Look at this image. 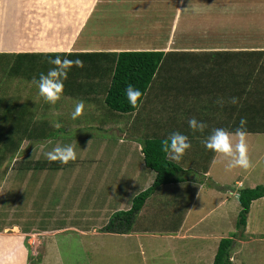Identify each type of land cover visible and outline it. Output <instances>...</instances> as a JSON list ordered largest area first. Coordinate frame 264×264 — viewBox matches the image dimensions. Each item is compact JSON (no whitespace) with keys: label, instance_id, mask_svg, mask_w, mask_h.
<instances>
[{"label":"trees","instance_id":"16d2710c","mask_svg":"<svg viewBox=\"0 0 264 264\" xmlns=\"http://www.w3.org/2000/svg\"><path fill=\"white\" fill-rule=\"evenodd\" d=\"M56 55L79 58L83 66L71 67L63 93L53 104L39 95L34 78L38 80L40 73L53 67L48 60ZM35 67L42 71L34 72ZM165 69L171 78L169 85L160 81ZM129 83L142 92L136 107L130 106L124 95ZM165 88L166 97H158ZM233 96L238 98L236 104L230 102ZM218 99L223 103H217ZM80 101L85 103V109L75 123H96L100 132L121 126L123 133L141 143L145 165L156 174L153 185L134 197L130 209L114 213L102 232L177 233L198 190L182 177L184 166L189 164V168L207 173L217 155L206 149L202 140L213 128L234 133L241 117L247 121L243 126L245 135L264 134V51L0 53V188L24 141L60 139L59 133H68L66 127H72L73 122H63L65 114L52 121L51 108H75ZM156 111L164 117H156ZM192 117L206 122L208 127L203 132L193 131L187 123ZM69 118L73 119L71 113ZM152 125H156L154 129ZM174 131L184 133L191 142L179 160L162 149V142ZM72 135L66 138L100 139V133ZM40 168L38 164L26 167ZM168 192L173 193L169 200L173 217L166 213ZM263 197L264 185L238 190V232L220 240L213 264H232L234 238L242 237L252 203ZM175 214H179L176 228ZM160 223L165 226L157 227Z\"/></svg>","mask_w":264,"mask_h":264},{"label":"rangeland","instance_id":"374dc122","mask_svg":"<svg viewBox=\"0 0 264 264\" xmlns=\"http://www.w3.org/2000/svg\"><path fill=\"white\" fill-rule=\"evenodd\" d=\"M255 7L258 9V5L255 4ZM162 9L170 12L169 6H163ZM102 12L105 19L101 25H106L108 35L116 33V31H111L114 28L112 22L115 19L121 17L120 21H128L124 8L115 5H102V11L97 10L93 21L100 19ZM107 33L105 32V34ZM224 37L222 38L224 41L222 50L228 48L227 41L225 42L227 37ZM238 37L237 40L240 43L237 44L238 49L233 52L264 47V34L256 37L243 35ZM107 40L103 36L97 40V43L102 44ZM41 71L35 67L34 72ZM86 108L90 109L91 107L86 105ZM70 113H72L71 109L64 108L58 115L51 116V120L56 121L59 119V115L65 114L67 118H63V122H73L72 127H66L68 133L60 132V139L24 141L11 163L7 180L0 188V233L2 234L0 236L9 238L11 242H16L13 244L15 250L7 248L6 252L11 250L14 252L13 255L18 254L16 245L23 239L22 241H25L29 250L28 264H209L208 254L200 256L199 259L192 255L191 248L196 245L197 240L173 241L163 238L165 236L126 239L119 235L101 236L102 233H105L102 232L103 227L109 223L112 217L108 218L110 213L107 211L110 209V207L107 208L108 204L112 203L110 190L115 188L116 192L119 186H124L123 189L130 190L136 197L141 193L138 192V188L145 187L144 189H147L153 185L151 183L155 180V172L146 167L139 169L137 161L127 163L125 157L122 160V149L125 151V148L118 143L125 137L122 136L123 128L121 126L106 128L107 132L105 130L100 132L99 125L96 123H75L76 119L69 118ZM62 130L60 129V131ZM95 133H100V139L87 137L84 140H72L66 138L73 136L72 134L85 136ZM236 138V142H238L239 137ZM244 139L251 166L247 169L238 166L228 168L226 165L230 157L223 155V164L215 163L211 175L212 180L219 178L226 183L224 186L237 190L240 189L239 181H242L245 187L250 188L264 185V134L245 135ZM91 143L93 150L90 149ZM103 143L110 144V148H100ZM69 144L77 153L75 161L62 164L58 160L51 161L46 157L45 154L54 147ZM194 148L195 146H192V150ZM113 154L117 155L116 165L118 168L116 171L119 174L111 171L109 182H105L102 194L98 195L101 192L99 188L104 182L106 168L109 165L108 160L113 159ZM97 156L104 157V160L94 163V158ZM136 159H138L137 156L134 157V160ZM188 161L191 160L188 159ZM35 164L41 168L38 170L26 169L27 166ZM122 168L123 171H121ZM246 174L249 176L246 177ZM114 176L118 177L113 182ZM215 184V182L205 181L204 186H201L197 204L193 213L189 215L190 223L202 215H206L210 210L219 209L222 196L213 193L212 189H215ZM93 186V194L96 196L91 194ZM133 189H136V192ZM168 193L170 195L165 201V204L167 203L166 213L168 217H173V206L169 202L173 193ZM179 195V193L175 194V196ZM125 198L128 197L125 196ZM112 208L114 205L111 206ZM221 212L227 213V219L218 214ZM237 220L234 205L230 208L224 204L217 212L208 214L206 220L197 226L202 231L213 227L214 229L209 231L219 235L224 233L223 238H229L231 234L237 233ZM169 222L171 221L167 223ZM247 222L248 228L247 230L245 228L246 233L244 231L242 235L246 238L241 236L234 238L232 264H264V198L254 201ZM5 227L7 229L4 230ZM53 228L60 229L51 231ZM80 232L85 234L81 235ZM248 233H253L255 237L258 236L259 240L243 243L244 239L249 240ZM158 235H165V233L160 232ZM40 239H43L46 244L38 245ZM213 245L214 241H205L200 244V248L209 252V248ZM3 246L5 245L3 244ZM45 250L48 256L46 261L43 258ZM6 252L2 254L5 255ZM3 255H0V259L5 257ZM43 259L44 262H42Z\"/></svg>","mask_w":264,"mask_h":264},{"label":"crops","instance_id":"0c3cea01","mask_svg":"<svg viewBox=\"0 0 264 264\" xmlns=\"http://www.w3.org/2000/svg\"><path fill=\"white\" fill-rule=\"evenodd\" d=\"M255 4L258 5V9H255ZM102 5H115L124 8L128 21H120L121 17L115 19L112 22L114 28L111 31H116V33L108 35L106 25H101V22L105 19L103 12L100 19L93 21L94 14L97 10L100 9L102 11ZM154 5L162 6H159L158 9V6ZM163 6H169L170 12L162 9ZM263 31L264 0H0V53H119L125 51L210 53L217 51H236L238 49L237 44L240 43L237 40L239 38L238 36L256 37L263 35ZM103 36L108 39L107 42L102 44L97 43V40ZM224 36L227 37L225 42L227 41L226 45L228 48L222 50L224 44L222 38H225ZM52 49H57V51H52ZM60 49H63V51H59ZM253 50L264 51V47L249 49V51ZM167 76L168 71L165 69L160 81L163 84L169 85V82H171L169 79L171 78ZM166 88L160 92L158 91V97H166L163 95ZM63 106L60 105V108L52 107L51 110L52 112L54 110V114L51 112L49 113L50 116L58 115L63 110ZM69 109L74 110L73 107H69ZM157 113L158 115L156 117H164L162 112ZM155 126L152 125L151 129H154ZM122 134L125 138L118 143L125 148V151L122 149V160L125 157L127 163L137 161V165L140 166L139 169L146 167L141 143L134 141L126 132ZM236 140V136H233L234 144ZM100 148L109 149L110 144L103 143ZM90 149L93 150L92 143ZM223 155L222 153H217L207 173H203V171L199 172L195 168H189V164L184 166L185 172L182 174V177H184L187 184H191L193 187L198 186V190L193 203L189 207L182 223H180V229L177 233H167L165 235H158V233H133L125 235L102 233L101 236L119 235L125 239L144 236H152L153 238L157 236L160 238L159 236H165L163 238H169L173 241L197 240L196 245L191 248L192 255H195L196 259H199L200 256H206L208 254L209 264H213L219 242L225 234L222 233L219 235L213 231H209L210 229H214L213 227L206 228L202 231L197 225L206 220L208 214L221 209V206L224 204L230 208L234 205L235 218L238 217L241 209L238 200V190L224 186L226 183L219 180V178L211 179L215 163L223 164ZM135 156L138 159L134 160ZM112 157L113 159L108 160L109 165L106 168L104 182L99 188L101 192L98 195L102 194V188H105V182H109L110 172L114 171L118 173L116 171L118 168V165H116L117 155L113 154ZM103 158L102 156H97L93 162H101L104 160ZM147 169L150 170L149 168ZM121 171H123V168ZM248 176L249 174H246V177ZM117 177H113V182ZM205 181L216 183L214 186L215 189H212V191L222 196L220 198L222 201L218 207L219 209L210 210L206 215H202L196 221L190 223L189 215L194 211L197 198L201 194V186H204ZM238 184L239 188L245 187L242 181H239ZM123 187L119 186L116 192L115 188L110 190L112 203L107 206V208L110 207L107 210L110 213L108 218L115 212L131 208L134 195L130 190L126 191ZM133 188H135L134 185ZM144 188H138V192L140 193L146 190ZM89 189L91 190L92 187ZM93 191L94 186L91 194L92 196H96L93 194ZM133 191L136 192V189H133ZM125 196L128 198L126 199ZM112 205H114V208L111 209ZM218 214L227 219V213L221 212ZM178 216L174 217L176 219L174 228L179 227V222L177 223ZM160 219L162 218L160 217ZM160 224L161 227L165 226V223ZM247 228L248 226L246 230ZM58 229L60 228H53L51 231H58ZM75 229L79 230L77 228ZM80 234L84 235L85 233L80 232ZM248 234L249 240L244 239L242 241L243 243L259 240L257 238L258 236L255 237L253 233ZM242 238H246V236ZM22 240L17 242L16 245L18 246L19 253L13 255V251L6 252V249L12 248L15 250L13 244L16 242H11L9 238L0 236V255L6 252L3 255L5 257L0 259V264L29 263V250L25 245V241ZM38 241V245L46 244L43 239ZM205 241H214V245L209 248V252H205L200 248V244ZM43 258L45 261L48 258L46 250ZM44 259L42 262H44Z\"/></svg>","mask_w":264,"mask_h":264},{"label":"clouds","instance_id":"9594fccd","mask_svg":"<svg viewBox=\"0 0 264 264\" xmlns=\"http://www.w3.org/2000/svg\"><path fill=\"white\" fill-rule=\"evenodd\" d=\"M57 51V49H52ZM59 51H63L60 49ZM48 63L53 65L46 73H40L38 80L34 78L37 85L39 95L49 103H55L60 99L64 90V81L68 77V72L71 67H82L83 61L79 58L69 59L67 55L61 58L60 55L50 57ZM124 95L130 106L136 107L141 101L142 92L139 88L131 83L127 84L124 89ZM217 103H223L222 99H218ZM232 104L238 102V98L233 96L230 98ZM84 109V102L80 101L75 105L71 113L73 119L79 117ZM246 119L241 117L240 127L234 133H230L224 128H213L202 143L206 149H210L216 153H222L228 157L226 167H241L247 169L251 166V162L247 155V144L245 142L243 126L246 124ZM188 126L193 131L203 132L208 125L204 121H198L195 117L189 118ZM233 136L239 137L238 142L233 143ZM191 147L189 137L179 131H174L162 142V149L165 153L172 156L173 159L179 160L187 149ZM46 157L51 161L58 160L62 164H67L69 161L77 159V153L72 145L56 146L51 151L47 152Z\"/></svg>","mask_w":264,"mask_h":264}]
</instances>
